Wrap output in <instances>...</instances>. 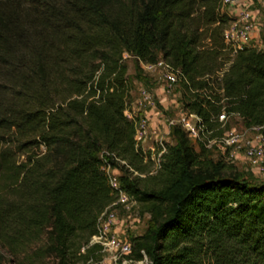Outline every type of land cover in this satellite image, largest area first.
<instances>
[{"label":"trees","instance_id":"obj_1","mask_svg":"<svg viewBox=\"0 0 264 264\" xmlns=\"http://www.w3.org/2000/svg\"><path fill=\"white\" fill-rule=\"evenodd\" d=\"M229 19L220 0H0V238L13 246L45 237L70 264L116 196L100 152L141 171L135 118L125 113L126 55L179 66L199 89L185 106L208 129L222 109L243 126L264 125V46L243 45L230 57ZM228 58L215 89L210 74ZM170 132L158 185L145 187L120 165L122 186L151 223L131 237L129 257L264 264V181L227 169L203 143L196 149L180 125Z\"/></svg>","mask_w":264,"mask_h":264},{"label":"built area","instance_id":"obj_2","mask_svg":"<svg viewBox=\"0 0 264 264\" xmlns=\"http://www.w3.org/2000/svg\"><path fill=\"white\" fill-rule=\"evenodd\" d=\"M259 1V6L256 2ZM262 8L264 9V0H220V11L226 12L230 19L223 30V36L226 43V49L229 51L228 55L231 57L238 48L243 45L258 44L256 34L259 35L263 18ZM260 38V37H259ZM231 58L225 60L224 65L216 72L221 74L228 66ZM142 68L150 75L160 81L162 88H175L180 84L188 85V91L193 93L199 91L198 88L191 86V82L186 73L182 71L179 66H175L164 57H159L154 61L138 59ZM152 93L146 89H140L139 102L148 101L152 102ZM129 107V105H128ZM125 109L126 115L135 118V140L136 147L142 149L139 145L140 139H145L148 133L157 132V125L155 119L149 117L138 118L134 115L128 114ZM237 113H228L225 109L217 115L216 120L219 121L218 127L222 129L221 132L214 135L213 129H208L201 117L195 110L183 106L176 119H171L173 124L180 125L188 134L189 137L194 138L196 141L210 146L215 143L221 147L235 146L242 147L243 154L252 162L264 161V125L243 126L237 130L234 128H224L228 118ZM217 127V128H218ZM208 133V137L206 136ZM210 133V134H209ZM166 145L159 141L158 152L156 157V168H159L162 163L163 153L166 151ZM153 150L154 147H151ZM101 168L105 171L110 185L115 189V199L107 205L99 214L97 219V230L93 233L89 242L99 244L104 248H112L117 253L130 254L131 240L121 237L125 220L124 217H119L116 212V205H122L125 209H131L139 206V202L133 193L128 192L121 184L120 165H124L132 175L143 176L144 173L134 169L125 159L116 155L114 152L103 149L100 152ZM134 264H151V260L146 254L141 258L135 259L129 257Z\"/></svg>","mask_w":264,"mask_h":264},{"label":"rangeland","instance_id":"obj_3","mask_svg":"<svg viewBox=\"0 0 264 264\" xmlns=\"http://www.w3.org/2000/svg\"><path fill=\"white\" fill-rule=\"evenodd\" d=\"M256 1V0H255ZM259 6V1L256 2ZM262 18L264 20V9L262 8ZM259 36L263 41L264 46V21ZM209 38L203 37L201 45H209ZM128 64V74L132 82V99L129 103L127 113L138 118L149 117L155 119L157 132L148 133L145 139L139 140V145L142 149L143 159L139 166L141 172L144 173L140 179V183L147 186H155L159 184V168H156V157L158 152L159 141L165 145L174 143L170 129L173 125L171 119H176L185 102L192 95L186 90L183 85H176L175 88H162L160 81L145 71L140 63L136 62V57L133 54L125 57ZM210 83L215 89H220V74L211 73ZM63 87V85L61 86ZM146 88L152 93L153 101L139 102L140 89ZM162 94V96H161ZM224 128L241 129L243 125L241 118L237 115H232L228 118ZM219 127H214L213 134H218ZM210 134V133H209ZM208 137V133L206 135ZM191 142L196 149H199V143L194 138L190 137ZM2 145H4L2 143ZM151 147H154L152 150ZM208 155L214 159H221L227 165V169H235L240 172L241 176L252 181H264V161L252 162L243 154L242 147L228 146L221 147L212 143L206 146ZM31 150V149H30ZM40 150L44 148L41 145ZM24 157V153L20 154V158ZM116 212L119 217H124L122 238L130 239L132 236L138 235L147 230L151 225L150 215L142 210V205L138 207L125 209L122 205H116ZM45 237L42 239H32L21 242L19 244L9 245L5 240L0 238V264H62L61 258L54 252L48 251ZM70 264H134L129 259V254L117 253L112 248H104L101 245H93L89 241L80 246L78 251H75Z\"/></svg>","mask_w":264,"mask_h":264},{"label":"crops","instance_id":"obj_4","mask_svg":"<svg viewBox=\"0 0 264 264\" xmlns=\"http://www.w3.org/2000/svg\"><path fill=\"white\" fill-rule=\"evenodd\" d=\"M259 37H261V36H259L258 34H256V39L258 40V44L263 45V41ZM161 96H162V94H161Z\"/></svg>","mask_w":264,"mask_h":264}]
</instances>
